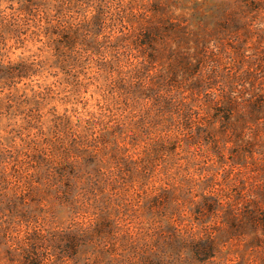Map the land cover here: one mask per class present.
Returning <instances> with one entry per match:
<instances>
[{
	"label": "clouds",
	"instance_id": "obj_1",
	"mask_svg": "<svg viewBox=\"0 0 264 264\" xmlns=\"http://www.w3.org/2000/svg\"><path fill=\"white\" fill-rule=\"evenodd\" d=\"M0 264H264V0H0Z\"/></svg>",
	"mask_w": 264,
	"mask_h": 264
}]
</instances>
